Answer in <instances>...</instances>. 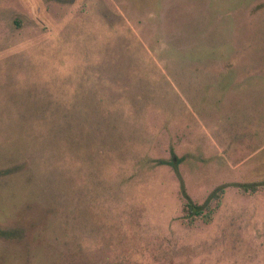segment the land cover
I'll return each instance as SVG.
<instances>
[{
  "label": "rangeland",
  "instance_id": "obj_1",
  "mask_svg": "<svg viewBox=\"0 0 264 264\" xmlns=\"http://www.w3.org/2000/svg\"><path fill=\"white\" fill-rule=\"evenodd\" d=\"M0 264H264V0H0Z\"/></svg>",
  "mask_w": 264,
  "mask_h": 264
},
{
  "label": "trees",
  "instance_id": "obj_2",
  "mask_svg": "<svg viewBox=\"0 0 264 264\" xmlns=\"http://www.w3.org/2000/svg\"><path fill=\"white\" fill-rule=\"evenodd\" d=\"M243 189L246 192H254L256 188L254 186H245ZM222 194L223 191L218 190L212 194L209 202L202 205L185 203L182 210V219L184 224L191 226L195 221L198 220L208 223L211 220L212 214L219 206Z\"/></svg>",
  "mask_w": 264,
  "mask_h": 264
}]
</instances>
